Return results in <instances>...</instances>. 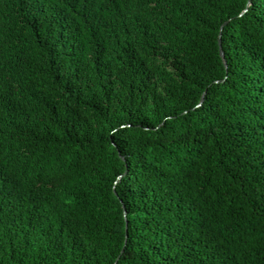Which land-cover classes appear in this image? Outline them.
Returning <instances> with one entry per match:
<instances>
[{"label": "trees", "instance_id": "16d2710c", "mask_svg": "<svg viewBox=\"0 0 264 264\" xmlns=\"http://www.w3.org/2000/svg\"><path fill=\"white\" fill-rule=\"evenodd\" d=\"M0 264H264V0H0Z\"/></svg>", "mask_w": 264, "mask_h": 264}, {"label": "water", "instance_id": "95a60500", "mask_svg": "<svg viewBox=\"0 0 264 264\" xmlns=\"http://www.w3.org/2000/svg\"><path fill=\"white\" fill-rule=\"evenodd\" d=\"M226 22H227V21H226ZM226 22H224V23L221 25V27H220V33H219V37H218V41H219V49H220V55L222 56V58H223L225 64H226V60H225V57H224V52H223V50H222V48H221V32H222L223 25H224ZM204 93H205V91H204ZM204 93H203V96H204ZM203 96H202V98H201L200 103H201L202 100H203ZM200 103H199V104H200ZM124 215H126L125 211H124Z\"/></svg>", "mask_w": 264, "mask_h": 264}]
</instances>
